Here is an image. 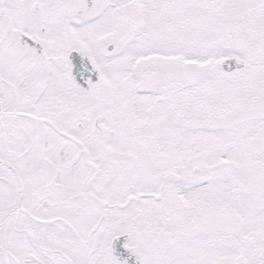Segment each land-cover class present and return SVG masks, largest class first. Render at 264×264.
<instances>
[{
    "label": "snow or ice",
    "instance_id": "1",
    "mask_svg": "<svg viewBox=\"0 0 264 264\" xmlns=\"http://www.w3.org/2000/svg\"><path fill=\"white\" fill-rule=\"evenodd\" d=\"M0 264H264V0H0Z\"/></svg>",
    "mask_w": 264,
    "mask_h": 264
}]
</instances>
